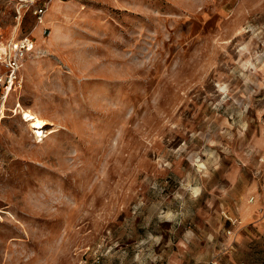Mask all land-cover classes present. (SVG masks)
I'll list each match as a JSON object with an SVG mask.
<instances>
[{
  "label": "rangeland",
  "instance_id": "1",
  "mask_svg": "<svg viewBox=\"0 0 264 264\" xmlns=\"http://www.w3.org/2000/svg\"><path fill=\"white\" fill-rule=\"evenodd\" d=\"M0 45V264H264V0H0Z\"/></svg>",
  "mask_w": 264,
  "mask_h": 264
},
{
  "label": "bare ground",
  "instance_id": "2",
  "mask_svg": "<svg viewBox=\"0 0 264 264\" xmlns=\"http://www.w3.org/2000/svg\"><path fill=\"white\" fill-rule=\"evenodd\" d=\"M6 49V48H5ZM4 51V48L0 45V53ZM1 55V54H0ZM10 92V86L6 90V98L8 97ZM20 108V105L18 106V109ZM3 112V109L1 110V113ZM20 114L21 115V120L23 122H26L28 127L33 131V134L35 137L39 140L42 141L47 134L52 133L53 130L50 129V131H45L51 124L45 119H42L39 117V115L30 109L18 111L17 109L15 110V115ZM2 117V116H1ZM53 127V126H52ZM49 130V129H48ZM56 131V130H55Z\"/></svg>",
  "mask_w": 264,
  "mask_h": 264
},
{
  "label": "built area",
  "instance_id": "3",
  "mask_svg": "<svg viewBox=\"0 0 264 264\" xmlns=\"http://www.w3.org/2000/svg\"><path fill=\"white\" fill-rule=\"evenodd\" d=\"M27 41V40H26ZM21 42V44H20V48H16V46L18 45V44H16L15 45V52H16V55L15 56H17L19 53H21L22 54V51L21 50H23V49H26L28 46V44H27V42ZM8 67L12 70V74H11V77H10V79H9V86L11 87L12 86V84H13V82H14V79L16 78V76H15V71L16 70H18L19 69V63H18V61L16 60V59H12V58H10V61H9V64H8ZM9 86H7V88L9 87Z\"/></svg>",
  "mask_w": 264,
  "mask_h": 264
},
{
  "label": "crops",
  "instance_id": "4",
  "mask_svg": "<svg viewBox=\"0 0 264 264\" xmlns=\"http://www.w3.org/2000/svg\"><path fill=\"white\" fill-rule=\"evenodd\" d=\"M253 207H248V208H245L243 206V214H244V220L247 222V221H253Z\"/></svg>",
  "mask_w": 264,
  "mask_h": 264
}]
</instances>
